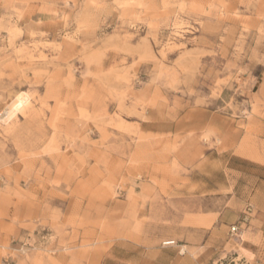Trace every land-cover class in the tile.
Here are the masks:
<instances>
[{
	"label": "rangeland",
	"instance_id": "1",
	"mask_svg": "<svg viewBox=\"0 0 264 264\" xmlns=\"http://www.w3.org/2000/svg\"><path fill=\"white\" fill-rule=\"evenodd\" d=\"M0 264H264V0H0Z\"/></svg>",
	"mask_w": 264,
	"mask_h": 264
},
{
	"label": "crops",
	"instance_id": "2",
	"mask_svg": "<svg viewBox=\"0 0 264 264\" xmlns=\"http://www.w3.org/2000/svg\"><path fill=\"white\" fill-rule=\"evenodd\" d=\"M226 211L227 209H221L220 211L217 210L215 208H212V210L210 209V211H207L205 212V214H210V213H215L216 215L214 216L212 222H211V225L213 226L215 224V222H217L218 220L222 221V222H227V215L228 213L226 214ZM240 211V208H236V214L234 215V219L230 221L229 224H233V222L235 221V219H237L239 216H240V213H238ZM240 250L242 251L243 253V256H247L249 254H254V252L257 250L255 244L253 242H250L249 240H245V241H242L240 243Z\"/></svg>",
	"mask_w": 264,
	"mask_h": 264
},
{
	"label": "built area",
	"instance_id": "3",
	"mask_svg": "<svg viewBox=\"0 0 264 264\" xmlns=\"http://www.w3.org/2000/svg\"><path fill=\"white\" fill-rule=\"evenodd\" d=\"M247 209L249 211L250 210V207L248 206ZM246 220H247V213H244L243 216H242L241 221L238 224H242ZM238 224H232L231 225L230 230H231L232 233H234L235 231H237L238 227H240V225H238ZM173 243H174V240H173V242H169V243H166V244H173Z\"/></svg>",
	"mask_w": 264,
	"mask_h": 264
},
{
	"label": "bare ground",
	"instance_id": "4",
	"mask_svg": "<svg viewBox=\"0 0 264 264\" xmlns=\"http://www.w3.org/2000/svg\"><path fill=\"white\" fill-rule=\"evenodd\" d=\"M164 242H165V244H166V243H169V242H171V241H169L168 239H166V240H164Z\"/></svg>",
	"mask_w": 264,
	"mask_h": 264
}]
</instances>
